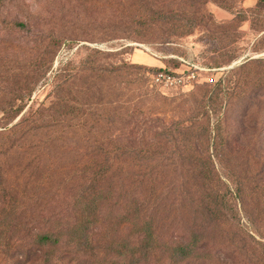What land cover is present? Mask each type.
<instances>
[{
	"label": "trees",
	"instance_id": "1",
	"mask_svg": "<svg viewBox=\"0 0 264 264\" xmlns=\"http://www.w3.org/2000/svg\"><path fill=\"white\" fill-rule=\"evenodd\" d=\"M163 1L154 0L152 7V0H141L148 11L145 18L149 20L137 23L136 27L114 24L97 29L110 31L115 37L135 30L137 38L145 39L159 32L166 41L188 36L200 25L214 26L221 35H227L230 29L249 20L247 13L239 12L227 24L218 25L206 10L207 4L213 2L230 12L235 7L233 0ZM256 1L252 14L259 18V23H264V0ZM14 27L28 29L21 22H15ZM257 31L264 42V30ZM54 54V51L40 52L36 60L41 59V63L33 64L31 69L24 66L16 70L8 65L11 74L10 70L0 72V81L12 83L2 90L0 100L10 97L9 103L21 102L11 108H5L8 102L0 103L7 124L24 112L26 99L31 98L47 74ZM93 68L101 78L113 74L107 69ZM116 70L120 72L122 68ZM144 70L151 80L162 71ZM237 71L241 73L234 91L228 94L227 107L232 109L246 102V114L253 106H259L260 100L254 102L256 99H264V60H250ZM76 78L58 83L59 103L30 110L12 128L0 131L2 263L209 264L216 243L229 246L230 236L219 231L216 237L215 232L232 222L227 218L232 202L219 183L214 155L210 153L213 129L206 108L211 106L218 115L222 104L219 96L207 100L205 94L196 103L195 111H191L190 125L121 122L127 133L116 138L98 136L92 143L86 141L83 150H79L82 154L78 159L84 168L76 182L49 189L30 175L27 178L31 182L27 184L26 178L18 177L20 168L35 167L38 157L34 156L48 149L47 144L41 147L43 137L81 126L76 123L81 111H71L67 103L71 99H64L73 94L74 87L68 90L67 86ZM134 84L140 87L144 81L139 78ZM102 95V90L96 88L91 98L98 100ZM227 125L228 117L214 129L215 154L229 153L230 143L224 137ZM105 133L108 134L106 130ZM148 135L154 136L156 143L147 142ZM11 159L17 160L16 163L11 164ZM240 183L236 193L244 200L246 189ZM22 185L28 195L21 194ZM243 243H235L232 251L241 260L237 264H264V251L247 259L242 253L246 247Z\"/></svg>",
	"mask_w": 264,
	"mask_h": 264
},
{
	"label": "rangeland",
	"instance_id": "2",
	"mask_svg": "<svg viewBox=\"0 0 264 264\" xmlns=\"http://www.w3.org/2000/svg\"><path fill=\"white\" fill-rule=\"evenodd\" d=\"M246 1L233 0L235 7L230 12L213 2L207 4V12L218 25L227 24L239 12L247 13L249 20L230 29L227 35H221L220 31L219 34L214 26L200 25L188 36L165 41L159 32L145 39L137 38L135 30L115 37L110 31L97 29L114 24L136 27L137 23L148 21L145 18L148 11L141 0H0V72L5 74L9 66L16 70L24 66L31 69L33 64L41 63V59L36 60L40 52L55 53L47 74L31 98L26 99L24 112L7 124L4 112L0 111V131L12 128L30 110L59 103L58 83L75 76L76 80L67 86L68 90L74 87L73 94L64 99H71L67 102L71 111H81L76 122L81 126L43 137L41 147L47 144L48 149L34 156L38 157L35 167L20 168V180L26 178L29 184L27 177L34 175L37 183L49 189L76 182L84 168L78 159L82 154L79 150H83L86 141L92 143L98 136L116 138L127 133L128 129H123L121 122L190 125L196 103L205 94L207 100L219 96L222 104L218 115L211 106L206 108L213 129L210 153L214 155L219 183L232 202L227 211V218L232 222L215 232L216 237L219 231L229 235V246L216 243L209 264L240 262L232 254L235 243L240 241L245 242L242 253L247 259L253 254L260 256L264 251V99H256L254 102L260 100L259 106H253L246 114V102L232 109L227 107L228 94L234 91L241 73L238 68L250 60H264V42L257 31L264 30V23L258 22L253 9L243 8ZM151 3L153 7L154 0ZM15 22L24 23L28 29L15 28ZM125 66L136 67V70ZM93 67L113 71V74L101 78L93 72ZM117 68L122 71L118 72ZM144 69H162L175 75L193 70L197 72L198 81L191 90L162 89L153 84ZM139 78L144 81L140 87L134 84ZM10 86L11 81L1 80L0 95ZM96 88L101 89L103 95L93 100ZM11 99L0 100V103H9ZM20 104L15 100L5 108ZM226 117L228 125L224 137L230 143L229 153L215 154L214 129ZM146 141L156 143L152 135H148ZM16 161L11 159L10 163ZM240 182L246 189L244 200L236 193ZM24 188V185L20 187L21 194L28 195ZM0 264H3L1 257Z\"/></svg>",
	"mask_w": 264,
	"mask_h": 264
},
{
	"label": "built area",
	"instance_id": "3",
	"mask_svg": "<svg viewBox=\"0 0 264 264\" xmlns=\"http://www.w3.org/2000/svg\"><path fill=\"white\" fill-rule=\"evenodd\" d=\"M200 71L205 72V70ZM197 81V72L193 70H189L188 73H181L178 75H175L170 71L168 72L166 70H162L152 76V82L154 85L168 90H191L194 88Z\"/></svg>",
	"mask_w": 264,
	"mask_h": 264
},
{
	"label": "crops",
	"instance_id": "4",
	"mask_svg": "<svg viewBox=\"0 0 264 264\" xmlns=\"http://www.w3.org/2000/svg\"><path fill=\"white\" fill-rule=\"evenodd\" d=\"M257 6V1L256 0H247L244 5L243 8L247 9V10H251L254 9Z\"/></svg>",
	"mask_w": 264,
	"mask_h": 264
}]
</instances>
